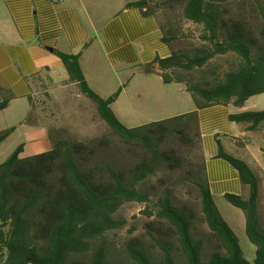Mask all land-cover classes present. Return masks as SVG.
Returning a JSON list of instances; mask_svg holds the SVG:
<instances>
[{
	"label": "trees",
	"instance_id": "16d2710c",
	"mask_svg": "<svg viewBox=\"0 0 264 264\" xmlns=\"http://www.w3.org/2000/svg\"><path fill=\"white\" fill-rule=\"evenodd\" d=\"M227 1L139 0L127 5L155 17L167 43L198 41L197 46H179L169 57L140 69L144 74L157 73L165 85H184L196 106L193 112L127 128L110 108L121 88L101 98L88 86L79 57L57 53L68 81L93 103L117 144L105 137L75 141L65 130L54 129L49 131L50 150L20 157L23 145L14 149L0 164V264H73L90 251V264H112L106 250L92 248L93 244L122 226L113 216L125 203H151L142 187L162 168L169 173L181 171L197 188L199 213L173 204L168 193L160 197L152 211H146L149 221L143 229L161 258L153 259L131 239L125 249L135 264H264L258 177L242 159L220 149L219 157L248 187L247 198L226 194L224 199L244 214L245 235L255 248L250 263L216 208L204 171L197 110L211 104L241 107L264 93V0H252L259 25L232 15ZM173 13L177 19H172ZM184 22L193 28L184 30ZM228 54L235 63L225 70L213 66L205 78L207 66ZM195 73L200 74L198 80L193 78ZM8 101L0 102V110ZM228 119L246 123V130L254 131L264 124V110ZM12 131L0 133V142ZM193 152L198 155L191 157Z\"/></svg>",
	"mask_w": 264,
	"mask_h": 264
},
{
	"label": "crops",
	"instance_id": "0c3cea01",
	"mask_svg": "<svg viewBox=\"0 0 264 264\" xmlns=\"http://www.w3.org/2000/svg\"><path fill=\"white\" fill-rule=\"evenodd\" d=\"M137 1L0 0V102L9 100L0 110V133L13 129L0 142V164L12 154L6 148L17 134L28 141L44 143L43 152L51 149L49 131L54 128L45 118L44 111L49 108L45 96L51 93L55 97L57 91L67 87L62 84L68 82L57 53L79 57L88 86L101 98L107 99L121 88L113 104L120 99L132 101L129 108L134 113L122 112L123 119L129 121L132 116L144 119L133 127L186 113L179 96L185 91L182 84L165 85L157 73L144 74L140 70L156 59L169 57L179 43L166 42L155 17L127 6ZM161 83L165 87L176 86L178 96L151 109L144 100L153 96L158 105L163 102L160 94L153 92L155 87L160 89ZM35 95L40 101V110L36 120L31 121L28 118ZM247 101L241 107L232 103L211 104L197 110L204 171L213 199H224L226 194L247 198L248 187L242 184L237 171L219 157V151L242 159L260 181L258 202L262 209L264 131H259L260 127L248 131V124L228 119L229 115L250 111ZM193 111L196 108L189 112ZM19 145H23L20 157H29L23 154L25 144ZM39 153L42 152L33 155Z\"/></svg>",
	"mask_w": 264,
	"mask_h": 264
},
{
	"label": "rangeland",
	"instance_id": "374dc122",
	"mask_svg": "<svg viewBox=\"0 0 264 264\" xmlns=\"http://www.w3.org/2000/svg\"><path fill=\"white\" fill-rule=\"evenodd\" d=\"M227 9L234 16L240 17L246 20L252 25H259L260 18L255 12L252 0H228ZM172 16L173 18H178V14ZM160 22L164 23L165 19L162 13H159ZM182 28L184 30L192 29L193 26L190 23H182ZM180 47H185L188 45L197 46L198 41L195 39H184L178 42ZM235 63V57L232 54L225 56H219L215 58L209 66L205 69L204 77L207 76V71L213 66H219L220 70L227 69L231 64ZM65 73V71H64ZM200 76L199 73L193 74V78ZM67 86L64 90L57 91L55 97L51 93H46L45 99L49 104V108L44 111L45 118H48L50 123L55 130L63 129L66 131L67 135L75 141H87L94 138H107L113 144H117L116 138L112 135L109 127L98 117L95 107L92 102H90L85 96H83L78 86L70 83L69 81L62 86ZM185 89V86L182 85ZM176 86L165 87L160 84V89L155 87L153 89L154 93L160 94L163 98V102L154 101L153 96L144 100V103L149 108H156L163 106L164 102L169 101V99L174 96L177 98V88ZM182 102V110L189 113V111L196 108L191 95L188 92L183 91L179 94ZM40 102V101H39ZM38 102L37 95L34 96L32 100V112L28 118L31 121H35L40 110V105ZM132 101H127L120 99L115 104L110 106L114 115L118 120L124 124L127 128H131L144 122L142 116H132L129 121L123 119V114L128 113L131 115L132 107L129 108ZM140 101H135V103ZM143 102V101H142ZM130 103V104H129ZM55 106L53 107V105ZM246 106L250 108V111H262L264 110V93L251 97ZM254 108V109H251ZM185 114V113H184ZM160 116V115H159ZM134 117V118H133ZM134 128V127H133ZM259 131H264V124L260 125ZM21 143H24L26 148L24 149V156H31L37 151L43 152L45 148L44 143L37 141H28L20 135L12 136L7 144L6 151L8 154L14 151V149ZM198 155V153L193 152L190 156ZM1 159V158H0ZM144 192H149V199L151 203H137L129 202L125 203L115 214L114 218L122 223V226L116 230L106 232L98 241H96L92 248L96 246H101L107 252V257L112 264H135L126 252L125 244L131 239H136L142 248L155 260H160L159 250L152 244L150 239L144 233V224L149 221L147 218L146 211H152L153 203H155L160 197L168 193L171 195L173 204L177 206H188L195 213H199L200 209V197L197 188L185 180L184 174L181 171L176 173H169L165 169L157 171L154 177L150 178L142 187ZM214 203L218 209L221 217L231 228L235 236L239 241L240 248L246 260L250 263L254 258V246L247 240L244 231V214L243 212L231 206L225 199L215 197ZM260 207V206H259ZM262 224L264 225V208L260 209ZM153 219V218H150ZM91 253H87L83 256H78L74 259L73 264H90Z\"/></svg>",
	"mask_w": 264,
	"mask_h": 264
},
{
	"label": "built area",
	"instance_id": "2783aa9c",
	"mask_svg": "<svg viewBox=\"0 0 264 264\" xmlns=\"http://www.w3.org/2000/svg\"><path fill=\"white\" fill-rule=\"evenodd\" d=\"M53 2H55V3H57V2H60V1H62V0H52Z\"/></svg>",
	"mask_w": 264,
	"mask_h": 264
}]
</instances>
